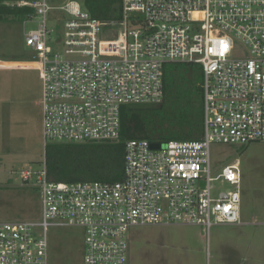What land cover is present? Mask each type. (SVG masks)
<instances>
[{
    "label": "built area",
    "instance_id": "2783aa9c",
    "mask_svg": "<svg viewBox=\"0 0 264 264\" xmlns=\"http://www.w3.org/2000/svg\"><path fill=\"white\" fill-rule=\"evenodd\" d=\"M9 4L34 12L23 23L36 25L24 45L39 70L44 147L118 142L121 107L160 104L169 63L200 68L203 117L196 141H127L121 181L52 182L44 161L22 171L39 187L42 221L0 223V264H47L50 227L82 231V264H127L134 227L241 224L238 167L215 174L210 145L264 143V0H121L117 25L74 0ZM114 26L120 32L109 37ZM235 40L248 58H231ZM219 181L234 189L214 198Z\"/></svg>",
    "mask_w": 264,
    "mask_h": 264
},
{
    "label": "rangeland",
    "instance_id": "374dc122",
    "mask_svg": "<svg viewBox=\"0 0 264 264\" xmlns=\"http://www.w3.org/2000/svg\"><path fill=\"white\" fill-rule=\"evenodd\" d=\"M55 1L61 5L68 0ZM34 22L0 23V61L36 60L24 45V35L36 28ZM107 29L113 33L109 37L120 32L118 26ZM52 31L53 38L61 37L58 26ZM107 35L104 32L101 39H108ZM53 50L61 53L63 49L59 45ZM248 56L246 47L233 41L231 58ZM1 66L36 65L0 62V223H40L39 187L34 178L25 183L21 174L25 170L39 171L43 162L41 85L34 71L23 73V86L18 81L19 73ZM189 92L188 87L179 89L183 97ZM179 115V110L169 109L155 119L152 126L158 131L156 135H177L178 128L185 127ZM210 155L215 174L225 166L238 167L241 224L212 226L208 232L203 227L181 224L134 227L129 232L127 264H264V143L211 144ZM211 187L214 198L234 189L222 181ZM46 239L47 264H82L80 229L50 227Z\"/></svg>",
    "mask_w": 264,
    "mask_h": 264
},
{
    "label": "trees",
    "instance_id": "16d2710c",
    "mask_svg": "<svg viewBox=\"0 0 264 264\" xmlns=\"http://www.w3.org/2000/svg\"><path fill=\"white\" fill-rule=\"evenodd\" d=\"M80 4L93 19L111 25L121 21V0H80ZM33 14L31 8L12 6L7 4V0H0V23L18 21L23 24ZM163 71V99L155 105L157 107H121L118 142L46 145L43 161L47 179L52 182L114 183L124 176V145L127 141L147 140L160 144L199 140L203 117L200 68L192 63H169ZM182 87L190 89L184 97L179 93ZM169 109L179 110L178 119L185 127L178 128L177 135L166 133L157 136L158 131L152 126L154 120Z\"/></svg>",
    "mask_w": 264,
    "mask_h": 264
},
{
    "label": "crops",
    "instance_id": "0c3cea01",
    "mask_svg": "<svg viewBox=\"0 0 264 264\" xmlns=\"http://www.w3.org/2000/svg\"><path fill=\"white\" fill-rule=\"evenodd\" d=\"M30 54L33 56V57H36L34 54H32L30 52ZM1 63H4V64H35L36 66H1V67H4L6 69H9L10 71H14V72H17L19 73L18 75L20 76V78L18 79V81L21 83H23V86L25 85V79H26V75L23 74L24 72H32L34 71L35 73H37L38 75V79L40 81V77H39V70H38V66H37V63H36V60H30V61H0ZM22 73V74H21ZM40 85H41V81H40Z\"/></svg>",
    "mask_w": 264,
    "mask_h": 264
},
{
    "label": "water",
    "instance_id": "95a60500",
    "mask_svg": "<svg viewBox=\"0 0 264 264\" xmlns=\"http://www.w3.org/2000/svg\"><path fill=\"white\" fill-rule=\"evenodd\" d=\"M160 147V145L159 144H152L151 145V148L152 149H158ZM223 197V196H222Z\"/></svg>",
    "mask_w": 264,
    "mask_h": 264
}]
</instances>
